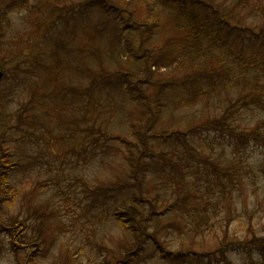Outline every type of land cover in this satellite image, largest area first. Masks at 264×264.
<instances>
[{
	"label": "rangeland",
	"instance_id": "rangeland-1",
	"mask_svg": "<svg viewBox=\"0 0 264 264\" xmlns=\"http://www.w3.org/2000/svg\"><path fill=\"white\" fill-rule=\"evenodd\" d=\"M95 1L15 0L14 6H8L11 0H0V11L5 12L0 15V148L12 154L9 160L16 163L8 173V184L17 191L13 202L3 203L0 209L4 222H9L10 217L16 221L13 226H4L11 229L0 230V264H264L263 249L253 251L241 246L248 226L255 231L256 242L263 238V149L254 142L240 144L226 134L191 130L198 128L196 123L218 115L236 95L245 93L235 73L230 75L232 83L228 86L220 84L216 76L218 83L202 82L194 95L188 93V76V83L180 87L161 83L159 116L168 127L183 132L187 147L172 136H162L159 146L171 160L155 164L146 174L149 195L159 193L161 198L172 201L179 194L194 192L189 201L195 200L197 206L206 204L209 213L207 223L201 222L200 226L209 229L202 228L193 235L188 229L199 227L186 215L192 210L175 206L163 212L157 225L148 227L151 231L155 226L163 228L156 233L160 246L175 251L193 241L194 249L204 253L221 241L223 253L212 258L202 255L200 259L170 261L162 256L155 242L145 239L132 258L123 260L133 237L118 225L114 202L106 201L105 196L110 193L108 186L124 182L128 164L122 156L123 145L112 138L101 145V132L133 137L130 123L135 102L126 84L114 87L97 79L100 72L131 68V54L127 53L131 48L128 50L125 40L128 29L116 27L115 33L107 27L92 32L94 25L109 16L91 9L90 2ZM113 1L128 9L135 6L141 16L148 12L163 18L172 11L171 5L165 6L160 0ZM226 1L234 5L238 0ZM80 7L85 11L79 12ZM263 8L264 0H244L237 12L245 14L247 24L257 25L264 19ZM6 15L9 19H5ZM113 18L109 17L111 23L119 26V18ZM166 28V32L172 29ZM159 34L155 32L153 38ZM55 40H62L63 48L55 49ZM224 43V51L231 48L251 53V47L230 38ZM52 51V56L60 53L63 59V65L53 70L47 69L48 64L53 65ZM94 53L101 57L95 58ZM176 62L151 66L152 79L162 76L166 80L177 75L179 79H174L183 81L188 69H175ZM87 66L93 69L90 77ZM86 84L87 92L74 93L70 89ZM251 95L242 96L244 103L239 102L231 120L237 129L257 125L264 134V94L263 100ZM95 137L100 141L91 139ZM204 157L214 160L223 170L218 177L207 170L208 178L217 180L210 187L203 178ZM171 161L182 167V174L177 173ZM184 162L192 164L193 170L198 167L199 171L194 172L198 178L192 177ZM184 175L185 179L181 177ZM27 207L45 210L42 229L28 228L33 221H23ZM169 220H175L178 228L169 225ZM29 235L39 237L41 243L30 241ZM230 243L241 250L234 251Z\"/></svg>",
	"mask_w": 264,
	"mask_h": 264
},
{
	"label": "trees",
	"instance_id": "trees-1",
	"mask_svg": "<svg viewBox=\"0 0 264 264\" xmlns=\"http://www.w3.org/2000/svg\"><path fill=\"white\" fill-rule=\"evenodd\" d=\"M23 1L26 2L27 0ZM243 1L238 0L232 5L226 0H160L163 5L172 6V11L163 18L152 16L148 12L141 16L135 12V6L128 9L127 5L117 4L113 0L90 2L92 4L91 9H98L105 15L109 14V16L103 17L98 24L94 25L92 32L103 31L107 27H111L115 33H117L115 31L116 27H119L120 30L128 29L127 39L125 37V40L128 50L131 48L127 52L128 55L131 54V68L120 69L116 67L113 71L100 72V76L97 79L101 84L114 87L126 84L135 102L134 110L131 114L134 116H132L133 120L130 123L133 137L124 134L106 135L104 132H101V138H103L101 145L106 144L110 138L116 139L123 145L122 156L128 164L126 166L128 175L125 177L124 182L120 185L114 183V185L108 186L110 193L105 196L106 201L111 200L114 202L113 214L117 219L118 225L123 230L128 231L133 237L129 243L130 246L128 245L129 247L123 253V260L132 258L140 247V242L145 239H151L155 242L157 247L161 249L162 256L167 257L170 261H187L190 258L200 259L202 255L212 258L216 257L217 253L219 255L223 253V242L221 241L213 249L203 250L205 251L204 253L201 250L194 249L193 241H190L187 247L177 248L175 251L160 246V239L156 236V233L157 231H162L163 228L155 226L154 230L151 231L148 227L152 223L157 225L159 216L163 212L173 210L175 206H182L187 212L192 210L186 215L189 219L196 221L199 227L194 230L188 229L189 231H193V235H196L195 232L202 228L209 229L206 225L200 227L201 222L207 223L209 213H206V204L204 205L203 203V205L197 206L195 200L189 201L191 197L195 196L194 192L179 194L172 201L161 198L159 193L149 195L150 191L148 189L146 174H148L151 167L155 164H166L168 160H171L170 157H166V153L159 146V140L163 139L162 136H172L177 142L187 147L183 132H180L177 127H168L167 121L161 120L159 116V112H161L160 106L163 101L160 95L163 91L161 83L165 85L173 83L176 84L174 86L180 87L188 83L186 76L190 78L187 84L189 86L188 93L194 95L202 82L211 83V81H214L218 83L219 81L220 84L228 86L229 83H232L230 75L235 73L236 81L242 83V89L246 90L245 93L243 91V94L236 95L234 99L230 102L228 101L218 115L215 114L205 118L196 123L197 129L192 127L191 130H195L194 132L197 130L205 132L214 131L222 136L226 134V136L235 138L240 144L254 142L264 151V134L257 125L237 129L233 126L231 120V117L234 115L233 113L237 110L236 106L240 107L239 102H242L241 104L244 103L242 96L252 94L251 97L263 100L264 94V80L261 81V78L264 77V19L257 25L247 24L243 20L245 14L239 15L237 12V7L239 8ZM15 4V0H11L10 3L7 2L8 6H14ZM78 11L83 12L85 8L80 7ZM262 11L264 17V8ZM3 13L5 12L0 11V15ZM110 16H114L113 19L119 18V26L111 23L109 20ZM5 19H9V17L6 15ZM167 26L172 28L171 31L166 32L168 31ZM155 32L160 33L157 39L153 38ZM227 38L232 39L233 42H237L238 44L246 45L248 48L251 47V53L247 51H233L231 48H226L225 51L222 50ZM129 42L132 47L128 44ZM63 46L64 42L62 40H55V49L60 50ZM226 53L229 54L227 55L229 56L228 59H226ZM61 56L60 53L52 56L53 65L48 64L47 69L53 70L59 68L57 67L59 65L62 66L63 59ZM94 56L97 59L101 57L98 53H94ZM172 61H177L175 69H182V67L188 69L187 75L183 77V81L177 82L174 79V77L179 79L177 75L168 77L169 79L165 78L169 82L162 80V76L157 78V80L152 79L153 70L151 66H157L158 68L161 62L164 65ZM100 63L102 64V59ZM87 67V73H89L90 77L93 69L89 66ZM249 71H252V73L249 74ZM216 73L220 74L216 75ZM225 74H228L229 77ZM216 76L218 77V81ZM95 80L96 76L90 82H95ZM85 86L87 84L81 88L77 87L74 89L72 88L75 86H72L70 89L74 93L77 91L83 93L87 92L88 89L84 88ZM248 91L249 93H247ZM156 115L159 116V119ZM157 119L158 121L155 123ZM88 129L95 128L88 127ZM91 139L95 140L96 143L100 141L97 137ZM1 142L0 140V144ZM11 156L12 154H9L5 148H0V209L3 203L10 205L13 202L14 195L16 196L17 194L13 185L8 184V173L16 165L15 162L9 160ZM171 164L177 168V173L182 174V167H178V164H175L173 161H171ZM201 164L204 169L203 174L206 173L203 177L204 181L206 182V186L210 187L211 182L213 184L217 180L214 178L210 180L208 178L210 173L207 174V170L218 177L219 172L223 173L222 166L207 157L202 159ZM184 165L189 168V172L193 175H191L192 177L199 176V174L194 173L199 171L198 167L195 166V170H193L194 166L189 162H184ZM261 172L264 177V167H261ZM181 177L183 179L186 178L185 175ZM195 183L193 182V185ZM220 184L224 186L221 181ZM213 207L214 205L212 204ZM33 213H36L38 218ZM45 214V210L40 207H27L23 221H33V226L28 228L40 230L43 228V222L46 220ZM50 214L51 211L47 215ZM15 222V217H10L9 222H4L0 218V230L7 228L4 226H13ZM168 224L178 228V223L175 220H169ZM246 230L247 234L244 236L245 239L241 246L253 251L258 249L264 250V224L261 226V231L263 230L261 241L259 239L257 242L255 241V231L250 226L246 227ZM252 234L253 237L251 238ZM32 237L33 235L28 236L30 241L33 240L41 243L42 240L39 237ZM29 240H25V242L28 243ZM256 243L259 245L254 246ZM11 245L13 247L15 245L13 239H11ZM229 247L234 251L241 250L239 246L232 245L231 243ZM116 261L118 260L116 259ZM226 263L230 264L228 261Z\"/></svg>",
	"mask_w": 264,
	"mask_h": 264
},
{
	"label": "water",
	"instance_id": "water-1",
	"mask_svg": "<svg viewBox=\"0 0 264 264\" xmlns=\"http://www.w3.org/2000/svg\"><path fill=\"white\" fill-rule=\"evenodd\" d=\"M1 75H2V72L0 71V77H1Z\"/></svg>",
	"mask_w": 264,
	"mask_h": 264
}]
</instances>
